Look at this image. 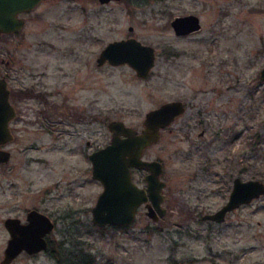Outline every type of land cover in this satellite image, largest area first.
Segmentation results:
<instances>
[{
	"label": "rangeland",
	"instance_id": "374dc122",
	"mask_svg": "<svg viewBox=\"0 0 264 264\" xmlns=\"http://www.w3.org/2000/svg\"><path fill=\"white\" fill-rule=\"evenodd\" d=\"M188 13L201 28L176 35L171 19ZM20 16V31L0 33L15 110L0 164V260L3 220L37 209L55 222L47 250L10 264H264V195L223 223L199 219L234 177L264 182V0H40ZM128 37L154 48L144 78L127 63L97 65L108 42ZM171 100L184 112L143 151L163 164L166 213L152 220L142 206L127 226L94 225L102 185L86 154L108 143V121L139 131Z\"/></svg>",
	"mask_w": 264,
	"mask_h": 264
},
{
	"label": "water",
	"instance_id": "95a60500",
	"mask_svg": "<svg viewBox=\"0 0 264 264\" xmlns=\"http://www.w3.org/2000/svg\"><path fill=\"white\" fill-rule=\"evenodd\" d=\"M100 3L119 0H98ZM40 0H0V33L10 34L20 31L24 26L21 13L33 9ZM170 25L176 35H186L201 28L200 19L195 14L174 16ZM131 30V27L129 28ZM154 48L142 44L134 37L108 42L99 52L96 62L102 65L127 63L144 78L154 65ZM8 60L6 64H8ZM264 79V66L259 71ZM10 90L4 75L0 76V164L10 158V151L4 145L12 140L9 128L15 110L10 102ZM185 107L179 100L166 101L150 109L144 115L141 130L126 125L124 121L112 119L107 122L110 139L104 146L89 154L91 177L98 180L102 190L91 208V221L98 227L107 225L126 226L133 222L137 208L145 205V214L158 220L166 213L162 207L165 182L160 178L163 172L161 161L143 158L146 147L157 142L160 130L169 126L174 118L184 112ZM146 169L143 176L145 186H139L132 178L131 170ZM264 195V182L257 179L243 180L234 177L226 203L218 210L205 214L202 219L224 220L226 212L241 204ZM3 225L9 234L3 249L0 264H10L20 253L29 255L46 250V235L53 230L54 222L45 213L30 209L25 222L19 217H6Z\"/></svg>",
	"mask_w": 264,
	"mask_h": 264
},
{
	"label": "flooded vegetation",
	"instance_id": "af4514ba",
	"mask_svg": "<svg viewBox=\"0 0 264 264\" xmlns=\"http://www.w3.org/2000/svg\"><path fill=\"white\" fill-rule=\"evenodd\" d=\"M187 35V34H186ZM180 36H184V35H180ZM6 77V76H5ZM177 117V116H176ZM175 117V118H176ZM83 117H81L80 116V119H82ZM174 118V119H175ZM174 121V120H173ZM172 121V122H173ZM171 122V123H172ZM170 123V124H171ZM166 128H169V126H167V127H165V128H163V129H161L160 130V135H161V131L162 130H164V129H166ZM106 144V143H105ZM104 144V145H105ZM86 145L87 146H90V142L89 141H87L86 142ZM104 145H101V146H99V147H97V148H95V149H92L91 151H90V153L91 152H93L94 150H96V149H98V148H100V147H102V146H104ZM90 153H87L86 154V156H87V159H89V154ZM9 161V160H8ZM7 161V162H8ZM90 161V160H89ZM6 162V163H7ZM162 163V162H161ZM3 164H5V163H3ZM162 166H163V164H162ZM142 173L143 172V175H142V180H143V176L145 175V173H146V169H136V168H132V170H131V175H132V178H133V180L139 185V186H141V187H143V186H145V182H144V180L142 181L143 182V184H141V183H139L137 180H135V177L137 176V174L138 173ZM160 178H161V176H160ZM162 179V178H161ZM163 180V179H162ZM164 181V180H163ZM231 188H232V186H231ZM164 189V188H163ZM231 190V189H230ZM229 193H230V191H229ZM99 194V193H98ZM164 194V193H163ZM98 196V195H97ZM165 194H164V199H165ZM228 196H229V194H228ZM228 196H227V199H228ZM97 198V197H96ZM227 199H226V201H227ZM96 201V200H95ZM226 201L220 206V207H222L225 203H226ZM162 203H163V201H162ZM162 205V204H161ZM243 205H245V204H241V205H239L238 207H236V208H234V209H232V210H230V211H228V212H226V214H225V217H224V220H222V221H220V222H218V221H214V220H210V219H205V220H203L202 219V216L203 215H205V214H209V213H212V212H214V211H216V210H218L220 207H218L217 209H215V210H213V211H208V212H203V213H201L200 215H199V219L201 220V221H203V222H207L208 223V225H212V224H216V223H223L224 221H225V219H226V217H227V215L229 214V213H231L232 211H234V210H236V209H238L239 207H241V206H243ZM145 207V205L144 204H141L138 208H137V210H136V212L138 211V209L139 208H141V207ZM162 207H164V206H162ZM165 208V207H164ZM166 209V208H165ZM167 211V210H166ZM28 212V211H27ZM26 212V213H27ZM194 213H195V211H193V212H186L185 214H187V215H189L190 217H191V215H194ZM162 217V216H161ZM25 219H26V214H25ZM25 219L24 220H21L22 222H25ZM54 222V221H53ZM54 226H55V222H54ZM111 226H113V225H111ZM127 226V225H126ZM9 235V234H8ZM9 238V237H8ZM46 239H47V242H48V238H47V235H46ZM8 240V239H7ZM6 243H7V241H6ZM48 247V246H47ZM46 250H47V248H46ZM45 251V250H44Z\"/></svg>",
	"mask_w": 264,
	"mask_h": 264
},
{
	"label": "trees",
	"instance_id": "16d2710c",
	"mask_svg": "<svg viewBox=\"0 0 264 264\" xmlns=\"http://www.w3.org/2000/svg\"><path fill=\"white\" fill-rule=\"evenodd\" d=\"M21 94H27L26 92H21ZM112 227H114V228H117V227H122V226H112ZM87 259H81V260H79V263L80 264H86L87 263ZM72 264H74L73 262H72ZM76 264V263H75Z\"/></svg>",
	"mask_w": 264,
	"mask_h": 264
}]
</instances>
